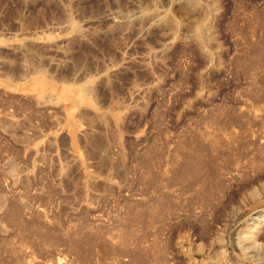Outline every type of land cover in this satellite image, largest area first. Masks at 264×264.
<instances>
[{
    "label": "rangeland",
    "instance_id": "obj_1",
    "mask_svg": "<svg viewBox=\"0 0 264 264\" xmlns=\"http://www.w3.org/2000/svg\"><path fill=\"white\" fill-rule=\"evenodd\" d=\"M142 263L264 264V0H0V264Z\"/></svg>",
    "mask_w": 264,
    "mask_h": 264
},
{
    "label": "bare ground",
    "instance_id": "obj_2",
    "mask_svg": "<svg viewBox=\"0 0 264 264\" xmlns=\"http://www.w3.org/2000/svg\"><path fill=\"white\" fill-rule=\"evenodd\" d=\"M191 3V2H190ZM193 4V3H192ZM191 4V5H192ZM196 5V4H195ZM200 16H201V14H200ZM192 24V23H191ZM202 37H203V35H202ZM200 167V166H199ZM191 170V169H190ZM200 173V172H199ZM199 176V175H198ZM195 180V179H194ZM198 180V179H197ZM167 209V208H166ZM152 215V214H151ZM161 219V218H160ZM131 241V240H130ZM140 241V240H139ZM153 244V243H152ZM144 249V248H143ZM139 253V252H138ZM141 253V252H140ZM149 253V252H148ZM151 254V253H150ZM138 255V254H137ZM142 259V258H141ZM136 260V259H135ZM143 264V263H142Z\"/></svg>",
    "mask_w": 264,
    "mask_h": 264
}]
</instances>
